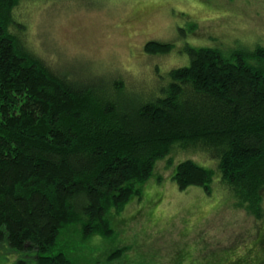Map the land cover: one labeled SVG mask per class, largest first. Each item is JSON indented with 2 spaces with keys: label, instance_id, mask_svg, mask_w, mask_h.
Here are the masks:
<instances>
[{
  "label": "trees",
  "instance_id": "trees-1",
  "mask_svg": "<svg viewBox=\"0 0 264 264\" xmlns=\"http://www.w3.org/2000/svg\"><path fill=\"white\" fill-rule=\"evenodd\" d=\"M20 2L0 0V246L24 255L14 264H73L56 251L62 230L112 234L108 215L141 197L175 149L217 161L237 205L262 217L264 44L189 47V65L135 93L119 77L81 80L47 64L28 44ZM214 176L185 159L172 179L211 193Z\"/></svg>",
  "mask_w": 264,
  "mask_h": 264
},
{
  "label": "rangeland",
  "instance_id": "rangeland-1",
  "mask_svg": "<svg viewBox=\"0 0 264 264\" xmlns=\"http://www.w3.org/2000/svg\"><path fill=\"white\" fill-rule=\"evenodd\" d=\"M17 17L51 67L81 80L119 77L144 94L189 65V47L264 44V0H21ZM157 41L172 50L147 53ZM185 159L215 171L211 193L178 188L172 176ZM108 218L112 234L84 238L74 225L62 230L56 251L73 264H264V193L257 218L221 185L217 161L199 152L175 149L160 159L142 196ZM20 258L0 246V264Z\"/></svg>",
  "mask_w": 264,
  "mask_h": 264
}]
</instances>
